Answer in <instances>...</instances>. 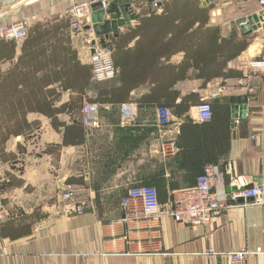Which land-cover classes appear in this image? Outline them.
I'll list each match as a JSON object with an SVG mask.
<instances>
[{
	"label": "crops",
	"instance_id": "0c3cea01",
	"mask_svg": "<svg viewBox=\"0 0 264 264\" xmlns=\"http://www.w3.org/2000/svg\"><path fill=\"white\" fill-rule=\"evenodd\" d=\"M21 1L1 7L4 22L19 18ZM76 1L26 0L25 38L0 39V100L7 101L0 117L29 123L0 154L8 214L0 223V264H226L225 253L239 248L248 249L247 264H264V203L235 199L196 227L168 214L173 190L193 185L206 165L218 173L213 190L227 198L250 184L263 190L264 30L243 34L239 24L260 15L256 7L245 9V0H162L154 10L134 0L138 18L107 41L118 74L94 82L86 46L93 32L69 29ZM202 100L212 117L194 122L188 111ZM89 101L100 104L97 128L81 122ZM127 101L137 117L120 125L119 106ZM159 105L171 108L167 127L155 122ZM171 142L178 151L164 154ZM143 184L157 188L162 215L123 220L124 193ZM66 185L87 200L84 213H59Z\"/></svg>",
	"mask_w": 264,
	"mask_h": 264
},
{
	"label": "built area",
	"instance_id": "2783aa9c",
	"mask_svg": "<svg viewBox=\"0 0 264 264\" xmlns=\"http://www.w3.org/2000/svg\"><path fill=\"white\" fill-rule=\"evenodd\" d=\"M110 0H82L71 4L68 11V22L71 33L88 34L91 29L85 30L90 22L92 12L91 4L100 2L106 6ZM162 0H154L152 8L157 10ZM260 11L258 14L264 17V0H255ZM29 23L27 18H18L13 21L4 22L0 17V39L20 41L28 33ZM261 29L264 30V19L261 22ZM95 39L94 44L92 43ZM86 40V46L89 50V64L91 69V78L94 82H105L113 79L118 74V69L113 63L112 53L108 48H102L98 44L97 38ZM264 47V40L262 43ZM249 65V64H247ZM248 68V67H247ZM246 65L242 67L243 76L247 77L248 69ZM100 104L97 101H89L83 104L81 108V122L87 128H97L100 125L99 117ZM211 104L202 100L200 103L192 106L188 111L189 118L194 122L208 121L212 117ZM137 115V107L134 102H123L119 106L120 125H131L134 123ZM155 122L159 127H167L173 122V115L170 106L159 105L154 109ZM178 151L174 143L162 146L164 154H173ZM195 183L185 188H178L172 192V202L168 214L178 223L191 226H204L211 222L214 217L227 211L234 205L235 199L244 200L253 198L257 204L264 203V192L260 186L250 188H240L234 191L228 198L221 192L213 190L217 184L218 173L216 168L206 165L202 173L196 176ZM59 213L66 215H76L84 213L88 208L87 200L80 198L75 193L71 185H66L60 191L59 195ZM121 208L124 212L123 220L131 219L139 221L140 219L156 221L163 213L157 188L152 185H139L138 187L128 188L121 201ZM8 216L4 204V198L0 195V223ZM259 250V249H257ZM249 251L247 248H239L236 251L225 253L226 264H247Z\"/></svg>",
	"mask_w": 264,
	"mask_h": 264
},
{
	"label": "water",
	"instance_id": "95a60500",
	"mask_svg": "<svg viewBox=\"0 0 264 264\" xmlns=\"http://www.w3.org/2000/svg\"><path fill=\"white\" fill-rule=\"evenodd\" d=\"M17 1L18 0H0V10L1 7ZM153 1L154 0H147L149 4ZM213 1L214 0H204L205 3H211ZM132 4L134 5V0H110L106 6H102L100 2L92 3L90 5L92 8V12L90 14V22H92V25H88L85 30L91 29L94 38H97L98 40V44L102 48H109V43L107 42L110 38L109 35L116 38L119 33V26L130 25V20L138 18L139 14L136 12L134 13ZM106 14L109 15L108 18H105ZM263 19L264 17L257 15L256 13L249 14L246 17H241L239 24L242 33L246 34L251 30L257 29L261 26L259 21L262 22ZM94 42L95 39H93L92 43L94 44ZM250 187H252L251 184L247 188ZM246 200L250 201L253 200V198L250 197ZM238 201H243V199L239 198Z\"/></svg>",
	"mask_w": 264,
	"mask_h": 264
},
{
	"label": "trees",
	"instance_id": "16d2710c",
	"mask_svg": "<svg viewBox=\"0 0 264 264\" xmlns=\"http://www.w3.org/2000/svg\"><path fill=\"white\" fill-rule=\"evenodd\" d=\"M212 30V29H210ZM244 47H245V42H244ZM202 74L204 72H201ZM99 100L100 97L98 98ZM28 101V99H26V102ZM36 102L38 103L39 107H42V105L46 104V102L43 101V99L41 100L36 99ZM22 105H24V101L21 102ZM3 104H7L6 100H0V108L3 106ZM212 114V113H211ZM14 122H16V120L13 118V116H7V117H0V154H2L3 151V144L4 142L11 136V134H25L27 133V131L25 130L27 128V126L29 125L28 122H26L25 120L22 121V123H20L19 121L17 122L16 125H14ZM13 123V125L11 124ZM11 128H18V129H11ZM20 128H24V129H20ZM11 129V130H9Z\"/></svg>",
	"mask_w": 264,
	"mask_h": 264
},
{
	"label": "rangeland",
	"instance_id": "374dc122",
	"mask_svg": "<svg viewBox=\"0 0 264 264\" xmlns=\"http://www.w3.org/2000/svg\"><path fill=\"white\" fill-rule=\"evenodd\" d=\"M245 2H246V4H245V9H250L249 8V4L248 3H250V5L251 6H253V7H256V10H257V12L258 11H260V7H259V5L257 4V2H255V0H245ZM25 3H26V0H23V1H21L20 3H18L17 5H15V7H17V8H19L17 11H16V13H15V16H18L19 18H24V17H28V12L25 10L26 9V5H25ZM4 8H7L8 9V6H6V7H4ZM252 9V8H251ZM18 19V18H17Z\"/></svg>",
	"mask_w": 264,
	"mask_h": 264
}]
</instances>
